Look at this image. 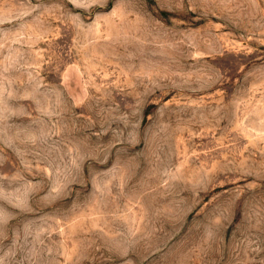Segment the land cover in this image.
Returning <instances> with one entry per match:
<instances>
[{
	"label": "rangeland",
	"instance_id": "obj_1",
	"mask_svg": "<svg viewBox=\"0 0 264 264\" xmlns=\"http://www.w3.org/2000/svg\"><path fill=\"white\" fill-rule=\"evenodd\" d=\"M0 264H264V0H0Z\"/></svg>",
	"mask_w": 264,
	"mask_h": 264
}]
</instances>
